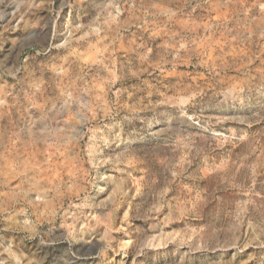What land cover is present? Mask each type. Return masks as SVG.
<instances>
[{
  "label": "rangeland",
  "instance_id": "rangeland-1",
  "mask_svg": "<svg viewBox=\"0 0 264 264\" xmlns=\"http://www.w3.org/2000/svg\"><path fill=\"white\" fill-rule=\"evenodd\" d=\"M0 264H264V0H0Z\"/></svg>",
  "mask_w": 264,
  "mask_h": 264
}]
</instances>
